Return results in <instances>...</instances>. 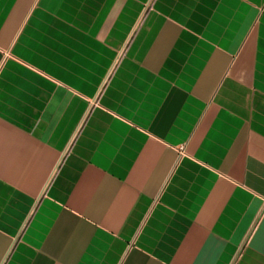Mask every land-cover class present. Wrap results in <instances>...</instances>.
Returning <instances> with one entry per match:
<instances>
[{
    "label": "crops",
    "instance_id": "0c3cea01",
    "mask_svg": "<svg viewBox=\"0 0 264 264\" xmlns=\"http://www.w3.org/2000/svg\"><path fill=\"white\" fill-rule=\"evenodd\" d=\"M0 264H264V0H0Z\"/></svg>",
    "mask_w": 264,
    "mask_h": 264
}]
</instances>
